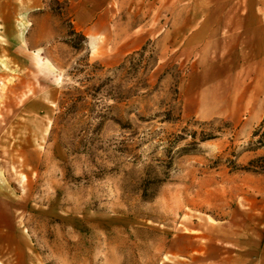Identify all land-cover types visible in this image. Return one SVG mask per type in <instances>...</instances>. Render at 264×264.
I'll use <instances>...</instances> for the list:
<instances>
[{
  "label": "rangeland",
  "instance_id": "1",
  "mask_svg": "<svg viewBox=\"0 0 264 264\" xmlns=\"http://www.w3.org/2000/svg\"><path fill=\"white\" fill-rule=\"evenodd\" d=\"M263 119L264 0H0V264H264V175L209 168Z\"/></svg>",
  "mask_w": 264,
  "mask_h": 264
},
{
  "label": "trees",
  "instance_id": "2",
  "mask_svg": "<svg viewBox=\"0 0 264 264\" xmlns=\"http://www.w3.org/2000/svg\"><path fill=\"white\" fill-rule=\"evenodd\" d=\"M72 34L79 37L81 40L80 42H68V44L76 49L79 50L82 46V44L85 42V37L82 33H77L74 30H72ZM147 46L144 45L142 49L138 52L133 53L128 58H126V63H129V68L127 74L128 81H133L137 78L139 72L141 69L147 70L148 66H141L144 53L146 52ZM135 55H138V62L133 63L135 60ZM126 63L118 66L115 70L113 77H107L99 82V84L91 86L87 89V91L84 92L85 96H89L92 99H97L98 95H102V97L107 98L108 100H112L114 104L112 106L106 107V114H100L98 116H95V118L99 119V122L97 126L93 129V134L98 135L100 132L103 124L109 120L113 121L114 123L118 124L121 129H127L131 128V124L127 122L126 124H122L120 119L118 117L111 116L110 113L114 111V109L120 111L121 105H128V103L135 97L139 96V92L141 90H148V84L144 82L141 84V82H137V84L134 87H131L129 89H124V85H126L127 82L124 80V78H120V73L125 70ZM118 80V83L113 84L115 81ZM125 83V84H124ZM78 92V89H76ZM175 93V101L179 100L177 89L174 91ZM151 93H148V96ZM83 100V96H75L69 99V102H71L69 108L66 109L65 115H69L73 109L76 108L77 104L80 103ZM63 104H60V108H63ZM126 115H130L129 111H123ZM173 112L171 109L165 110L164 112L160 114H155L153 118H157L159 116L162 117L161 122H173L174 116L172 115ZM137 118L140 121H150L152 120L151 117L146 118L143 116H137ZM178 119V117L176 118ZM213 123H210V126H212ZM225 127H230V123L225 122ZM214 131L218 130H212L210 133H203V136L200 138V142H205L211 139H214L215 136L212 135ZM196 133L194 132L192 134V138L195 139ZM196 144V143H191ZM231 147L226 148L223 153L218 155L213 161H211V165L209 168H218L220 166H224L226 169L229 170L230 173L234 172H245V173H252V174H261L264 175V153L263 154H257L254 157L250 158L245 164H239L238 159L240 154H237L235 151H230ZM249 152V153H258V152H264V119L259 123L258 126H256L250 136V139L246 145V147L243 149L242 153Z\"/></svg>",
  "mask_w": 264,
  "mask_h": 264
}]
</instances>
